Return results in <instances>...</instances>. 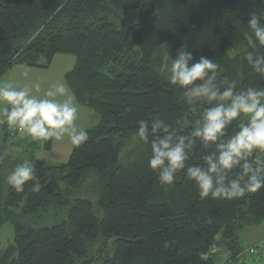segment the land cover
I'll return each instance as SVG.
<instances>
[{
  "label": "trees",
  "instance_id": "obj_1",
  "mask_svg": "<svg viewBox=\"0 0 264 264\" xmlns=\"http://www.w3.org/2000/svg\"><path fill=\"white\" fill-rule=\"evenodd\" d=\"M253 13L264 18V0H0V78L15 65L48 69L56 54H73L67 82L100 116L88 140L54 165L33 155L53 139H24L3 123L4 143L15 137L19 154L31 149L37 180L19 193L5 189L25 159L11 162L0 144V231L7 222L14 230L0 264H221L222 250L241 264L240 231L264 220V188L201 200L183 175L162 185L148 167L150 145L135 133L140 121L160 118L187 134L207 107L188 106L168 83L163 57L181 47L218 63V83L264 88L243 59L253 51ZM207 151L197 142L188 164H202Z\"/></svg>",
  "mask_w": 264,
  "mask_h": 264
},
{
  "label": "clouds",
  "instance_id": "obj_2",
  "mask_svg": "<svg viewBox=\"0 0 264 264\" xmlns=\"http://www.w3.org/2000/svg\"><path fill=\"white\" fill-rule=\"evenodd\" d=\"M262 20L256 13L248 20L253 51L243 58L260 78H264V54L257 55L255 45L264 48ZM163 59L168 83L182 90L184 102L192 108L207 107L187 134L180 132L183 124L179 121L175 127L160 118L150 124L139 122L135 135L150 145L148 167L157 173L159 182L171 186L183 175L195 184L201 200H233L264 188V88L238 89L236 81L218 83L220 65L204 56L194 59L185 47L177 50L175 58L168 53ZM33 89L39 92L40 84L18 89L11 82H0V122L33 141H62L67 137L73 146L83 145L88 131L76 124L78 108L67 85L56 83L43 97L33 95ZM241 119L229 132L233 122ZM197 142L209 151L202 156V164H188ZM35 180L34 166L27 160L7 177L8 185L17 193Z\"/></svg>",
  "mask_w": 264,
  "mask_h": 264
},
{
  "label": "rangeland",
  "instance_id": "obj_3",
  "mask_svg": "<svg viewBox=\"0 0 264 264\" xmlns=\"http://www.w3.org/2000/svg\"><path fill=\"white\" fill-rule=\"evenodd\" d=\"M76 63V57L73 54L58 53L55 55L51 66L48 69L40 68H22L23 70L17 71L15 74L3 77L0 82H11L18 89L25 86H31L35 83L40 84V91L36 92L33 89V95L43 97L44 93L49 90L56 83H64L67 85L70 94L74 97V103L78 108V118L76 124L78 127L88 129L95 126L99 120L100 116L90 107L84 106L78 102L71 87L69 86L66 74L73 69ZM27 73V76L24 75ZM2 105H0V111H2ZM3 117L0 116V120ZM3 132L0 131V144L6 145L9 154L11 155V162H16L17 159H27L32 155L31 149H28V153L19 154L20 146L15 143L17 141H23V139L12 138L9 143H4L2 141ZM135 145V142H130L125 151H128ZM73 145L70 143L67 137L62 141H56L53 139V146L51 150H36L33 155L44 162L46 165L61 164L68 161ZM28 158V159H29ZM21 159V160H22ZM8 186L7 180L5 181V189ZM14 239V230L11 223L7 222L2 226L0 231V252L7 248V246ZM240 241L243 249L241 254L242 262L241 264H264V223L257 226H247L240 231ZM254 249V252H252ZM221 264H240L238 261L232 262L229 259V253L222 250L219 255ZM230 261V263H229Z\"/></svg>",
  "mask_w": 264,
  "mask_h": 264
},
{
  "label": "crops",
  "instance_id": "obj_4",
  "mask_svg": "<svg viewBox=\"0 0 264 264\" xmlns=\"http://www.w3.org/2000/svg\"><path fill=\"white\" fill-rule=\"evenodd\" d=\"M22 68H33V67H28V66H22V65H15V66H13V67H11L1 78H0V80L3 78V77H5V76H10V75H12V74H15L17 71H20V70H23ZM2 128H3V123L2 122H0V131H2ZM262 223H264V220L260 223V224H262ZM259 224V225H260ZM257 226V225H256Z\"/></svg>",
  "mask_w": 264,
  "mask_h": 264
},
{
  "label": "built area",
  "instance_id": "obj_5",
  "mask_svg": "<svg viewBox=\"0 0 264 264\" xmlns=\"http://www.w3.org/2000/svg\"><path fill=\"white\" fill-rule=\"evenodd\" d=\"M5 127H6V130L8 131V133L12 134V135H16L18 137H21V138H24V139H31L30 137H28L27 135H22L20 133H18L17 131H15L14 129H10L6 123H5ZM252 252H254V249H252Z\"/></svg>",
  "mask_w": 264,
  "mask_h": 264
}]
</instances>
